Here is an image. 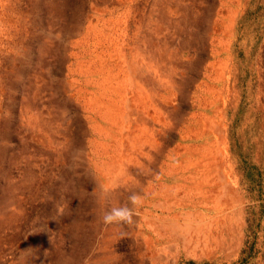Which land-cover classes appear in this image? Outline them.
<instances>
[{"label":"rangeland","instance_id":"374dc122","mask_svg":"<svg viewBox=\"0 0 264 264\" xmlns=\"http://www.w3.org/2000/svg\"><path fill=\"white\" fill-rule=\"evenodd\" d=\"M0 264H264V0H0Z\"/></svg>","mask_w":264,"mask_h":264},{"label":"clouds","instance_id":"9594fccd","mask_svg":"<svg viewBox=\"0 0 264 264\" xmlns=\"http://www.w3.org/2000/svg\"><path fill=\"white\" fill-rule=\"evenodd\" d=\"M142 202L143 198L140 194H132L128 198V203L119 207H112L110 210L106 211L102 217L103 222L106 225L134 224L135 216L137 215V209L141 207Z\"/></svg>","mask_w":264,"mask_h":264},{"label":"bare ground","instance_id":"6f19581e","mask_svg":"<svg viewBox=\"0 0 264 264\" xmlns=\"http://www.w3.org/2000/svg\"><path fill=\"white\" fill-rule=\"evenodd\" d=\"M188 164H189V163H188ZM194 164H195V163H194ZM194 166H195V165H194ZM202 166H203V165H202ZM185 167H186V166H185ZM192 167H193V166H192ZM189 169H190V168H189ZM185 171H186V170H185ZM197 171H198V170H197ZM198 172H200V171H198ZM207 172H208V171H207ZM191 174H192V173H191ZM199 174H200V173H199ZM186 175H187V174H186ZM189 175H190V174H188V176H189ZM193 175H194V174H193ZM202 175H203V174H202ZM209 175H210V174H209ZM212 176H213V174H212ZM199 177H200V176H196V177H195L196 180H199V179H198ZM195 178H193V179H195ZM181 179H182V178H181ZM201 179H202V178H201ZM213 179H214V178H213ZM190 180H191V179H190ZM190 180H189V181H190ZM196 180H195V181H196ZM206 180H207V179H206ZM201 182H202V181H201ZM210 182H211V181H210ZM192 183H193V182H192ZM205 183H207V182H205ZM181 184H182V183H181ZM197 184H198V183H197ZM198 185H200V184H198ZM205 185H206V184H205ZM183 186H184V185H183ZM197 187H198V186H197ZM199 187H200V186H199ZM191 188H192V187H191ZM193 188H194V187H193ZM185 189H186V187H185ZM194 189H195V188H194ZM199 189H200V188H199ZM192 190H193V189H192ZM193 192H194V191H193ZM200 192H201V189H200ZM204 194H205V193H204ZM223 195H224V194H223ZM219 201H220V200H219ZM171 207H172V206H171ZM212 207H213V206H212ZM160 209H161V208H160ZM160 209H159V210H160ZM178 210H179V209H178ZM178 210H177V211H178ZM199 210H201V209L199 208ZM177 211H176V212H177ZM205 211H207V210H205ZM215 212H216V211H215ZM223 212H224V211H223ZM219 213H220V212H219ZM183 214H184V213H183ZM205 214H206V213H205ZM161 215H162V214H161ZM161 215H160V216H161ZM166 215H167V214H166ZM169 215H170V214H169ZM200 215H201V214H200ZM214 215H215V214H214ZM214 215H213V216H214ZM220 215H221V214H220ZM220 215H218V216H220ZM216 216H217V215H216ZM215 218H216V217H215ZM215 218L213 217L212 219H215ZM217 218H218V217H217ZM199 221H200V220H199ZM216 222H217V221H216ZM149 223H150V221H149ZM212 223H213V221H212ZM214 224H215V223H214ZM156 225H157V224H156ZM186 225H187V224H186ZM182 226H183V225H182ZM212 226H213V225H212ZM154 227H155V226H154ZM193 227H194V226H193ZM211 228H212V227H211ZM199 230H201V229L199 228ZM207 230H208V229H207ZM210 230H211V229H210ZM192 232H193V231H192ZM202 232H203V231H202ZM207 232H208V231H207ZM198 233H199V232H198ZM203 235H204V234H203ZM187 236H188V235H187ZM187 236H186V237H187ZM189 236H191V235H189ZM201 236H202V235H201ZM207 236H208V235H207ZM207 236H206V237H207ZM188 239H190V238H188ZM201 239H202V238H201ZM186 241H187V240H186ZM188 241H189V240H188ZM203 241H204V240H203ZM190 242H191V241H190ZM192 243H193V242H192ZM194 243H195V242H194ZM196 244H197V243H196ZM201 244H202V243H201ZM203 244H207V243H203ZM197 245H198V244H197ZM203 247H204V246H203ZM195 248H196V246H195Z\"/></svg>","mask_w":264,"mask_h":264}]
</instances>
